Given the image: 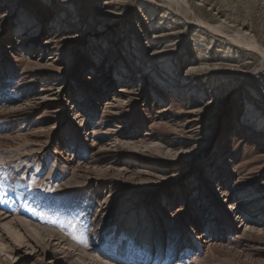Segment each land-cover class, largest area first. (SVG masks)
Wrapping results in <instances>:
<instances>
[{
    "label": "rangeland",
    "instance_id": "rangeland-1",
    "mask_svg": "<svg viewBox=\"0 0 264 264\" xmlns=\"http://www.w3.org/2000/svg\"><path fill=\"white\" fill-rule=\"evenodd\" d=\"M264 264V0H0V264Z\"/></svg>",
    "mask_w": 264,
    "mask_h": 264
},
{
    "label": "bare ground",
    "instance_id": "bare-ground-1",
    "mask_svg": "<svg viewBox=\"0 0 264 264\" xmlns=\"http://www.w3.org/2000/svg\"><path fill=\"white\" fill-rule=\"evenodd\" d=\"M122 262H124L123 259H122V261L120 260V264H122Z\"/></svg>",
    "mask_w": 264,
    "mask_h": 264
}]
</instances>
